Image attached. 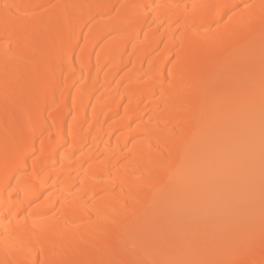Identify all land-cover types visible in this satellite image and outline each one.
Instances as JSON below:
<instances>
[{"label": "bare ground", "instance_id": "6f19581e", "mask_svg": "<svg viewBox=\"0 0 264 264\" xmlns=\"http://www.w3.org/2000/svg\"><path fill=\"white\" fill-rule=\"evenodd\" d=\"M262 39L264 0H0V264H264Z\"/></svg>", "mask_w": 264, "mask_h": 264}, {"label": "snow or ice", "instance_id": "6c2138e0", "mask_svg": "<svg viewBox=\"0 0 264 264\" xmlns=\"http://www.w3.org/2000/svg\"><path fill=\"white\" fill-rule=\"evenodd\" d=\"M12 6L5 5V8ZM19 7V6H15ZM247 7V6H246ZM87 26V25H85ZM236 63L242 65L244 68L242 79L238 81L239 86L248 94L252 96L256 86V66L254 56L250 51H241L237 54ZM206 89L211 94V87L206 85ZM259 97L261 106V147H262V160H264V39L261 41L260 46V68H259ZM38 109V105L36 106ZM28 146V136L25 129H18L17 138L15 140V149L13 155L19 159ZM43 151V142H42ZM35 155V153H33ZM212 204L207 205V210L211 211ZM179 246V243L177 244ZM149 264H203L200 261L194 260H181V259H164L159 261H151Z\"/></svg>", "mask_w": 264, "mask_h": 264}]
</instances>
